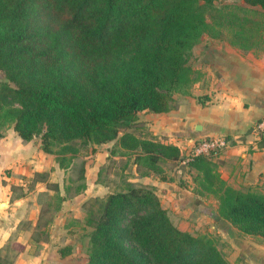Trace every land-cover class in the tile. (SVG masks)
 Here are the masks:
<instances>
[{"label": "trees", "instance_id": "16d2710c", "mask_svg": "<svg viewBox=\"0 0 264 264\" xmlns=\"http://www.w3.org/2000/svg\"><path fill=\"white\" fill-rule=\"evenodd\" d=\"M215 1L0 0V125L11 122L26 141L38 135L62 165L59 153L117 138L123 153L160 169V157L178 158L177 145L119 130L138 111L173 106L197 38L226 35L242 49H264V0ZM186 163L200 173L197 192L218 200L216 213L199 208L264 236V193L226 183L211 153ZM91 205L83 264H231L210 235L180 229L150 186L129 183Z\"/></svg>", "mask_w": 264, "mask_h": 264}, {"label": "crops", "instance_id": "0c3cea01", "mask_svg": "<svg viewBox=\"0 0 264 264\" xmlns=\"http://www.w3.org/2000/svg\"><path fill=\"white\" fill-rule=\"evenodd\" d=\"M193 51L198 53L187 63L189 86L178 103L165 112L141 110L138 115H144L153 140L175 144L180 151L188 149L178 159L180 164H185L183 160L196 140L225 136L228 145L210 152L214 154V170L237 189L264 193V137L254 129L264 115V49H242L222 35L214 36L213 42L196 43ZM113 143L105 142L96 151L101 161L91 155L86 161L84 175L90 194L97 195L100 190L95 188L105 187L95 179L98 165L108 155L116 163H127L131 172L138 174L135 155H115L110 152ZM65 165L44 151L40 141L23 140L13 126L2 131L0 264H83L87 260L85 236L81 237L67 221V215L81 217L70 211L75 207L72 197L62 196L63 211L52 220H43L42 216L38 195L57 189L56 174L64 173ZM36 172H45L44 178L36 177ZM15 188L20 191L18 195ZM218 230L236 242L235 259L241 264H264V236L242 233L224 218H220Z\"/></svg>", "mask_w": 264, "mask_h": 264}, {"label": "rangeland", "instance_id": "374dc122", "mask_svg": "<svg viewBox=\"0 0 264 264\" xmlns=\"http://www.w3.org/2000/svg\"><path fill=\"white\" fill-rule=\"evenodd\" d=\"M215 3L221 5L224 3L241 4L243 2L242 0H216ZM213 41L214 35L204 32L197 38L193 46L198 42L208 43ZM193 46L189 50L187 63L196 59V54L198 52L193 51ZM2 81L3 74L0 72V83ZM187 85L186 82L183 86L174 91V100H172L173 105L178 103V97L183 91L187 90L189 86ZM143 117L144 115L139 117L137 114L136 119L129 126L120 128L119 134H122L124 131H129L139 138L152 139L151 131L144 123L142 119ZM11 126V122H4L0 125V130L5 131ZM32 139L35 142H39L40 140L38 135L34 136ZM117 140V138L110 140L114 141L112 145L113 148L110 152H115V155H126L127 158H129L128 155L130 154L136 155L134 152L123 153L124 149L119 146L114 147V145L116 146L118 144ZM103 146V143H89L83 147L79 146L78 151L75 153L70 151L59 153V158H63V162L66 165L64 173L60 171L56 174L57 178H59L57 189L53 190L52 193L44 191L38 195L42 206L43 220H52L56 214L58 215V213L63 211L62 196L72 197V203L75 207L70 209V211L80 214L81 217L67 215L68 225L77 231L81 237L85 236L84 247L85 252L88 254V233L91 230V226L85 222V218L88 214V209L92 207L91 203L94 198H103L108 192L125 189L129 183L150 186L160 198L162 205L170 210L173 220L180 229L187 230L194 235H210L216 240L218 247L222 250L231 264H241L239 259H235L234 251L236 250V242L233 238H230L221 230H218L220 218L208 214L205 209L198 207L197 202H201L204 204V207L211 209L216 213L218 210V200L214 193L207 191L198 193L197 188H199V185L196 177L199 176V171L188 163L180 164L178 161L179 157L185 156L188 149H182L176 159L163 156L160 157L157 163L160 168L158 170L150 169L148 166L134 159V162H136L139 167L138 174L136 175L131 172V167L127 166V163V165L123 164V162L116 163V159L108 155V158L110 157V159L106 158L103 163L98 165L95 179L96 182L104 184L105 187H102L101 189L95 188L97 191H100L97 195H93L90 194V187L87 184L86 176L84 175V171L86 172L85 165L90 155L93 157L96 156L97 162L102 160H99L102 156L95 153ZM51 154L57 158V154ZM212 155L214 164V154ZM179 167H181V171H178ZM215 167L216 166L213 165V168ZM59 185H62V187L64 186L63 193L62 187ZM93 192H95V190H93ZM14 193L18 195L20 191L15 188ZM187 198H189V200L185 201ZM216 204L217 206H215Z\"/></svg>", "mask_w": 264, "mask_h": 264}, {"label": "built area", "instance_id": "2783aa9c", "mask_svg": "<svg viewBox=\"0 0 264 264\" xmlns=\"http://www.w3.org/2000/svg\"><path fill=\"white\" fill-rule=\"evenodd\" d=\"M254 129L257 135L261 138L264 137V115L261 116L254 125ZM228 145V141L225 136H211L207 138H201L194 142L189 154L184 158L183 162L186 163L188 159L197 153H210L217 149H222Z\"/></svg>", "mask_w": 264, "mask_h": 264}]
</instances>
